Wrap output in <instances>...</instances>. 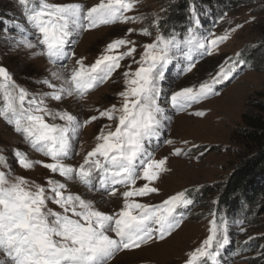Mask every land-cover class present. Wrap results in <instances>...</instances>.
<instances>
[{"label":"snow or ice","instance_id":"obj_1","mask_svg":"<svg viewBox=\"0 0 264 264\" xmlns=\"http://www.w3.org/2000/svg\"><path fill=\"white\" fill-rule=\"evenodd\" d=\"M18 3L28 27L14 24L26 33L16 42L17 46L39 48L34 55L44 56L49 64L59 67L40 81L47 91L33 93L18 85L8 70L0 66V118L31 150L48 160H33L28 153L13 149L18 167L28 171L39 165L62 179L50 176L41 184L17 176L8 157L0 153V254L6 257L0 264H110L117 253L165 241L181 226V210L193 200L187 189L158 204L138 199L159 195L155 182L162 172L168 171L167 157L154 158L161 130L165 121L171 119L164 104L175 112H184L219 95L217 86L234 78L245 61L237 53L236 59L225 61L210 79L171 93L164 92L163 81L169 67L179 59L178 53L186 61L181 71L191 72L195 67L194 53L211 54L214 47L229 38V33L201 37L195 28H189L185 36L177 38L174 33L165 35L160 31L162 16L157 15L153 19L155 38L143 45L139 59L135 58V41L119 38L109 42L94 63L86 64V57H76L70 45L82 33L101 26L141 23L145 17L128 14L137 8L139 0H99L91 7L78 0ZM134 32L136 29H128L129 35ZM139 34L152 35L148 28L140 29ZM127 58H132L137 67L132 70L129 64L123 72L124 89L118 93L119 105L95 108L92 111L97 114L87 119L67 108L49 107L50 100L84 101L90 92L108 82ZM63 61H72V66L69 68ZM192 114L205 115L203 111ZM100 119L109 123L101 127L94 147L78 165L67 162L80 155L76 145L82 130ZM197 147H175L172 155L190 156ZM203 155L201 151L196 159ZM74 185L99 193L100 199H86L71 191L70 186ZM105 197H117L121 203L107 211L101 207L106 203ZM211 216L209 235L187 254L185 264H221V252L230 243L229 224L225 218H218L216 212Z\"/></svg>","mask_w":264,"mask_h":264},{"label":"rangeland","instance_id":"obj_2","mask_svg":"<svg viewBox=\"0 0 264 264\" xmlns=\"http://www.w3.org/2000/svg\"><path fill=\"white\" fill-rule=\"evenodd\" d=\"M51 2L64 3L77 2V0H51ZM78 2L91 7L99 0H78ZM169 3V0H139L137 8L128 14L145 17L141 23H116L86 31L76 38L75 44L70 45V48L75 51L76 57H86L85 63L91 64L109 42L127 38L135 41L137 49L135 58L139 59L143 45L152 42L156 35L154 31L151 36H144L139 34V30L148 28L151 31L153 19L157 15L162 16L161 21L167 20ZM218 9L220 12L212 9L214 14L208 16L212 21L208 27H204L206 32L202 37L221 36L228 32L229 38L214 47L211 54L194 53L195 67L191 72L181 71L186 61L178 53L179 59L169 67L163 81L164 92L171 93L210 79L225 61L229 58L236 59L237 53L241 54L240 59L245 61V66H250L251 61L252 66L240 65L234 78L230 79L231 82L226 81L217 86L219 95L194 104L187 111L176 113L166 103L164 104L166 114L171 119L165 121L166 126L161 130L159 147L154 151V158L159 160L167 157L165 166L168 171L162 172L155 182V186L160 189L159 195L138 199L144 203L158 204L169 195L187 189L193 203L188 210H181L185 219L171 237L163 242L142 246L137 250L117 253L110 264H185L187 254L199 247L209 235L211 213L215 212L213 208L218 200L221 203L220 187L235 170L242 150L234 140L238 133L236 131L241 125L243 114L250 109L252 101L259 94H264V1L232 0L228 5L226 1L219 2ZM207 12L210 13V9ZM187 14L190 15L193 24L199 21L200 26L205 25L203 7L197 10L191 6ZM16 23L28 27L14 0H0V66L8 70L18 85L29 91L33 93L47 91L40 81L49 76L50 70H56L59 64L51 65L46 57L34 55L40 51L39 48L27 49L22 45L17 46L16 42L26 33L14 27ZM129 28L136 29V32L129 35ZM197 34L200 35L199 32ZM28 38L35 42L34 37ZM62 63H67L69 68L72 66V61ZM129 64L132 70L137 67L132 62V58L123 60L121 68L113 74V77L90 92L84 101L77 102L68 98L63 103H59L50 100L49 107L67 108L81 119H87L90 115L97 114L92 111L95 108L103 109L113 104L119 105L121 101L118 93L124 89L123 72L127 70ZM196 111H203L205 115H193L192 113ZM107 123L109 121L106 119H100L85 127L76 145V151L80 155L67 162L74 165L82 162L84 154L94 147L95 137L101 127ZM166 140H173L175 143L170 145L164 142ZM185 140L189 142L187 145L183 143ZM155 143L157 141H154ZM193 144L198 147L192 149L190 156L172 155L173 148L188 149ZM13 149L28 153L33 160L48 162L47 158L31 150L23 138L0 118V153L8 157L15 175L41 184H44L50 176L62 179L39 165L28 171L18 167L13 158ZM201 151L204 155L196 159ZM140 183L142 181H138V184ZM208 188L209 192L201 196L195 206L196 200L191 192L199 193ZM70 190L81 193L86 199H100L99 193L88 191L80 185L70 186ZM259 198L261 199L256 200V205H252V201L249 203L243 198H238V214L245 213L244 216L249 223L235 220V225L229 226L230 243L221 252L219 257L221 264H264V197ZM105 200L106 203L101 207L107 211H112L117 206L110 204L111 202L115 201L118 205L121 203L117 197L111 199L105 197ZM49 206L58 210L51 203ZM216 214L218 218L226 219L223 212L216 211ZM238 221L242 223L238 224ZM241 228L244 231H241ZM0 260H6V257L0 254Z\"/></svg>","mask_w":264,"mask_h":264},{"label":"trees","instance_id":"obj_3","mask_svg":"<svg viewBox=\"0 0 264 264\" xmlns=\"http://www.w3.org/2000/svg\"><path fill=\"white\" fill-rule=\"evenodd\" d=\"M169 1V16L167 20L161 21L160 31L165 35L174 33L177 37L182 38L187 34L190 26L191 17L187 13H189L191 6L197 10L203 7V14L205 16L208 14V9L213 14V8L216 12H220L218 9L219 2L226 1L228 5L232 0ZM14 2L16 3L18 11L23 15V8L18 3V0H14ZM208 23L204 21L205 25H208ZM154 31H156V28L152 27L151 33L154 34ZM252 63L251 61L249 67L252 66ZM236 132L238 133L234 140L242 149L240 151V157L235 170L220 187L221 203L218 200L213 208L215 212H223L225 214L229 226H234L235 220H242L246 224L249 223L244 216L245 213L238 214L239 207L237 200L239 197L249 203L252 201V205H256V200L261 199L259 197H264V94H259L252 101L250 109L243 114L241 125ZM209 190L208 188L199 193L191 192L196 200L195 206H197L200 197L209 192Z\"/></svg>","mask_w":264,"mask_h":264},{"label":"bare ground","instance_id":"obj_4","mask_svg":"<svg viewBox=\"0 0 264 264\" xmlns=\"http://www.w3.org/2000/svg\"><path fill=\"white\" fill-rule=\"evenodd\" d=\"M51 68V67H50ZM74 189H77L76 187H74ZM81 190V189H80ZM97 200H99V199H97ZM110 204H113V205H118V203L117 202H115V201H113V202H111ZM151 245H153V244H151ZM148 247V246H147Z\"/></svg>","mask_w":264,"mask_h":264}]
</instances>
